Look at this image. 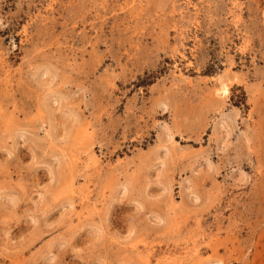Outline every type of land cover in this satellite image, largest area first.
Here are the masks:
<instances>
[{
    "label": "rangeland",
    "instance_id": "rangeland-1",
    "mask_svg": "<svg viewBox=\"0 0 264 264\" xmlns=\"http://www.w3.org/2000/svg\"><path fill=\"white\" fill-rule=\"evenodd\" d=\"M0 264H264V0H0Z\"/></svg>",
    "mask_w": 264,
    "mask_h": 264
},
{
    "label": "bare ground",
    "instance_id": "bare-ground-1",
    "mask_svg": "<svg viewBox=\"0 0 264 264\" xmlns=\"http://www.w3.org/2000/svg\"><path fill=\"white\" fill-rule=\"evenodd\" d=\"M223 86H225V85H223ZM227 87V86H226ZM226 87H225V89H226ZM224 91V90H223Z\"/></svg>",
    "mask_w": 264,
    "mask_h": 264
}]
</instances>
